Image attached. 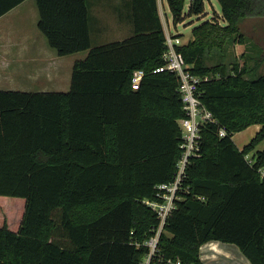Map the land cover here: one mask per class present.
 Here are the masks:
<instances>
[{
  "label": "trees",
  "instance_id": "1",
  "mask_svg": "<svg viewBox=\"0 0 264 264\" xmlns=\"http://www.w3.org/2000/svg\"><path fill=\"white\" fill-rule=\"evenodd\" d=\"M23 1L0 0V16ZM218 1L226 25L204 21L178 47L195 74L209 76L199 91L217 124L202 130V156L188 165L151 264H202L210 241L234 243L264 264V74L248 76V59L225 62L240 22L264 17V0ZM37 4L50 46L88 55L75 62L69 92L0 90V264H140L159 226L144 200L174 180L185 115L178 77L151 73L166 50L158 0H133L134 35L99 46L87 0ZM168 4L174 25L205 11L204 0H191L187 13L185 0ZM136 69L147 75L133 90ZM129 97L131 110H120ZM255 124L239 149L233 135ZM58 233L63 239L53 240Z\"/></svg>",
  "mask_w": 264,
  "mask_h": 264
},
{
  "label": "crops",
  "instance_id": "2",
  "mask_svg": "<svg viewBox=\"0 0 264 264\" xmlns=\"http://www.w3.org/2000/svg\"><path fill=\"white\" fill-rule=\"evenodd\" d=\"M161 4L166 14L165 18L160 13L165 27V20H170L164 0H158L159 12ZM87 9L92 46L134 35L133 0H87ZM39 20L37 0H24L0 16V90L65 93L71 90L74 64L85 59L88 51L59 55L39 29ZM121 101L124 104L120 110L130 111V97ZM254 126L256 135L261 126ZM245 257L234 243L210 241L200 247L202 264H251Z\"/></svg>",
  "mask_w": 264,
  "mask_h": 264
},
{
  "label": "built area",
  "instance_id": "3",
  "mask_svg": "<svg viewBox=\"0 0 264 264\" xmlns=\"http://www.w3.org/2000/svg\"><path fill=\"white\" fill-rule=\"evenodd\" d=\"M160 13L166 18L163 5ZM167 21V19H166ZM166 50L163 52V63L151 71L152 74L160 72H171L179 79L178 91L181 95L185 115L178 120L180 125L179 148L181 155L177 162L174 180L158 186V199L144 200L159 219V226L155 233L145 241L144 245L149 248L147 255L140 264H151V260L158 249V243L164 225L175 208V197L179 189L183 187L187 168L191 160L202 156L203 136L202 130L207 124H217L213 113L203 104L199 86L203 81L209 79L208 75L201 76L192 71V66L185 60L184 55L178 50L182 45L181 36L176 32H170L168 21L164 27ZM147 75L144 69L133 71L131 86L133 90L139 89L143 78ZM220 136L227 134V129L221 126L218 129ZM260 176L264 179V166L258 169ZM168 264H184L182 260H167Z\"/></svg>",
  "mask_w": 264,
  "mask_h": 264
},
{
  "label": "rangeland",
  "instance_id": "4",
  "mask_svg": "<svg viewBox=\"0 0 264 264\" xmlns=\"http://www.w3.org/2000/svg\"><path fill=\"white\" fill-rule=\"evenodd\" d=\"M191 0H185L184 12L187 13ZM167 16L170 20L168 26L170 32H176L181 36V43L185 44L189 40L195 39V35L192 30L194 26L201 24L204 21H210L220 26H225L226 23L223 21L220 3L218 0H204L205 11L203 15L186 16L184 21L179 22L177 25L173 24L172 13L169 8L168 0H164ZM166 21V20H165ZM240 30L242 36L237 39V42L231 43L228 46L226 53L225 62L227 64L231 62L244 64L245 60L248 61L249 68H253L254 71L248 76L262 75L264 74V60L258 65L259 57L264 58V17H247L240 22ZM252 59H249L251 58ZM260 60V59H259ZM207 63L210 65L215 64L218 59L207 58ZM252 70V69H251ZM256 127L249 125L248 127L236 132L233 135V141L235 145L241 149L247 145L252 137L255 135ZM58 215H55L57 218ZM58 233L54 236L53 240L60 241L63 238ZM246 258V257H245Z\"/></svg>",
  "mask_w": 264,
  "mask_h": 264
}]
</instances>
